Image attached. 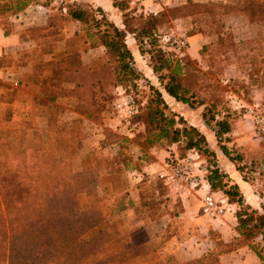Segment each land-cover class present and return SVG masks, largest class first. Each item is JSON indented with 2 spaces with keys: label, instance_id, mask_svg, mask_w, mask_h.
<instances>
[{
  "label": "trees",
  "instance_id": "trees-1",
  "mask_svg": "<svg viewBox=\"0 0 264 264\" xmlns=\"http://www.w3.org/2000/svg\"><path fill=\"white\" fill-rule=\"evenodd\" d=\"M31 1L42 6L50 2L16 0L11 5L3 3L0 9L17 12L25 9ZM64 1L61 0V3ZM111 1L123 14V26L109 19L100 5L84 9L65 2L64 7L73 21L93 24V35H98L101 46L110 57L113 63L111 71L118 84L134 83L142 77L135 67L134 56L127 42V34H132L139 50H147L150 54L151 69L164 91L190 108L203 106L201 117L214 131L219 150L233 162L242 176L245 167L244 163L241 164L243 154L226 144L234 127L229 112L225 111L218 117L221 114L217 109L219 91L213 90L208 96L211 102L207 104L205 98L199 95L201 89L198 92L194 88L195 83L183 78L186 72L184 64L179 59L173 60L160 46L156 30L169 17H204L210 26L219 28L216 42L213 43L217 50L226 57L232 53L240 61L243 58L241 46L251 41L253 36L264 34V0H238L235 3L183 0L180 3H167L159 10L146 14L137 4L132 5V0ZM92 12L99 17L91 16ZM232 15H244L257 26L250 38H235L231 26L225 21L226 17ZM50 19L49 16L47 21ZM34 27L28 28L29 31ZM198 32L205 33L201 30ZM29 35L33 37L35 34L31 32ZM144 43L149 44L150 48L143 49ZM205 44L200 46V51L204 50ZM65 59L61 56L40 63V78L37 81L41 96L39 101L48 107L49 114L44 127L29 122L24 126L25 135L32 139L33 144L12 150L7 146L8 129H0V264H79L86 255L94 257L92 264L122 263L146 251L147 239L138 238V228L112 237L115 229L113 220L109 218L108 211L102 209L99 197L90 206H84L79 200V194L83 191L79 187L81 178L94 185L105 181L112 183L113 176L112 172L104 170L108 164L93 153L81 161L79 169L73 167L71 154L79 149L81 134L76 130V121L66 116L64 102L72 97L78 112L93 116L89 106L93 104V86L98 84L100 78L98 73H92L91 64L73 65ZM149 87L152 93L145 105L147 135L144 144L153 145L163 139L169 143L183 142L180 155L187 150L203 155L207 161L204 177L209 188L220 191L229 204L237 206L234 216L239 237L230 241L218 238L214 249L184 264H218L220 255L244 246L247 239L258 234L264 239V210L258 212L245 202L238 184L218 165L216 153L209 147L205 134L183 115L168 110L162 92L153 85ZM130 125L133 131L138 121L133 120ZM134 170L142 175L146 173L139 168ZM256 254L260 258L257 264H264L261 252ZM174 258H159L152 264H176Z\"/></svg>",
  "mask_w": 264,
  "mask_h": 264
},
{
  "label": "rangeland",
  "instance_id": "rangeland-1",
  "mask_svg": "<svg viewBox=\"0 0 264 264\" xmlns=\"http://www.w3.org/2000/svg\"><path fill=\"white\" fill-rule=\"evenodd\" d=\"M15 1L0 0V6L3 3L14 4ZM43 2L46 1L37 0V3ZM65 2L66 4L78 5L84 9L97 6L94 0H65L62 3L61 0H50L46 6L31 1L25 9L17 12L11 9L6 11L0 9V25L7 26L9 23L17 21L24 24L27 34L31 32L35 34L33 37L39 41L41 47L40 62L44 61L45 58L51 60L62 56L73 65L91 64L92 73H98L97 76L100 79L98 84L93 86V104L89 106L93 116L88 117L78 112L72 97L67 98L64 102L66 108L76 111V114L69 113L67 117L76 121V130H79L81 134L80 147L71 154V162L75 169H79L81 161L93 153L104 164H108L104 170L112 172L113 181L112 183L105 181L90 185L85 178H81L79 187L83 188V191L79 194L80 202L84 206H90L95 203V198H100L99 203L102 209L108 211L109 218L113 220L115 229L112 237L138 228L140 229L138 238L143 239L146 236V230L141 227L143 225L139 222V217H147L149 221L163 219L170 223L175 216H180L185 206L193 207L207 218L201 211L202 197L200 193L181 200L157 177V172L162 169L165 162L170 161L173 155L185 156L187 153H191L202 167H207L205 157L198 153L197 156L193 150H187L185 154L180 155L183 142L169 143L163 139L153 145L144 144L147 135L145 105L152 93L150 85L157 87L162 92L168 110L173 111L167 102L168 94L151 69L150 54L147 50L140 51L132 34H127V42L134 56L135 67L142 74V77L134 83L118 84L113 71H111L113 63L110 57L101 46L98 35H93L95 27L92 23L84 24L70 19L66 14ZM59 6L61 7L59 8ZM147 12L155 11L144 13ZM93 15L99 17L96 12H92L91 16ZM116 15L120 17L117 21H115L118 19L117 16L108 15V18L116 24L118 23L117 25L123 26L122 12L117 9ZM49 16L51 19L47 21ZM33 26L35 27L32 31H29L28 28ZM218 29L210 26L208 21H205L204 17L201 16L169 17L166 22L157 27L156 36L160 46L171 55L173 60L179 59L184 64L183 69L186 72L183 74V78L187 82L195 83L194 88L198 92V89H201L199 95L205 98L207 104L211 102L208 96L213 90L214 92L219 91L217 109L221 111V114L218 117H221L225 111L229 112L236 130L235 136L243 142V151L238 147L235 148L232 144L233 134L230 135V141L226 144L235 148L236 152H242L243 162L241 164H245L242 176H245L243 180L249 183L244 189L251 194L253 192L255 200L259 203L258 207L250 206L258 212H263L264 136L256 131L244 116V112L248 103L253 101L264 102V34L253 36L251 41L241 46L243 58L238 61L232 56V53L227 54V57L223 56L217 50L216 44H213L216 42L215 36L219 32ZM199 30L205 31V33L209 32L213 37H210L203 51H200L199 46L195 54H190L188 36ZM245 33L246 31L241 32V34H237L236 31L233 32L237 40L242 36L241 39L250 38ZM169 37L170 40H168ZM172 39L185 40L186 44L182 52L174 49L171 43ZM142 48H150V45L144 43ZM104 66H106V74L104 73ZM121 91L129 94L139 107L137 115L131 119V121H138V125L133 131L130 130L132 128L131 121L126 124L115 118L114 102L118 97V92ZM198 108L202 110L203 106H196L193 109ZM32 144L33 141L25 135V130L21 135L17 134V136L7 138V146L12 150L29 147ZM216 147H218L217 143ZM149 164H152L153 167ZM135 168L142 169L146 173L139 177L131 175L130 171ZM208 190L216 198L225 199L224 194L220 191H214L210 188ZM245 202L248 203L246 199ZM118 206L120 208H117ZM144 207H146L145 210H142ZM233 208L236 210L237 206L235 205ZM233 208L231 206L226 214L216 218V220L209 218L207 220L210 223H224L228 220V214L233 212L232 215L236 221ZM210 230L212 235L209 234V237L213 242L209 248L207 247L208 250L215 248V242L219 240L218 238L223 239L221 232L214 229ZM90 235L91 233H89ZM238 237L239 235L236 234L234 239ZM244 246H248L253 251L261 252L264 258V239L261 235L258 234L247 239ZM167 256L174 257L172 253H167L159 258H166ZM93 261L92 255H86L80 259L79 264H92ZM176 261L175 259L174 262L176 263ZM205 261L208 262L209 259L206 258Z\"/></svg>",
  "mask_w": 264,
  "mask_h": 264
},
{
  "label": "crops",
  "instance_id": "crops-1",
  "mask_svg": "<svg viewBox=\"0 0 264 264\" xmlns=\"http://www.w3.org/2000/svg\"><path fill=\"white\" fill-rule=\"evenodd\" d=\"M181 1L183 0H132L131 4H137L140 9L145 11H156L167 3H180ZM193 1L206 2L209 0ZM211 1L235 3L238 0ZM94 2L100 5L111 17L117 16L118 19L115 21L120 19L116 15L117 8L113 6L111 0H94ZM225 21L237 34L246 31V36H250L256 28V25L251 24L244 15L228 16ZM25 30L24 24L17 21L9 23L7 26L0 25V129H8V137L10 138L17 136V134L21 135L28 122L34 126L44 127L49 114L48 107L40 103L39 98L41 96L38 93L37 81L40 78L38 75L41 70V47L39 41L27 34ZM234 36L236 38V35ZM209 39V33L203 32L188 36L189 53L195 54L198 47L207 43ZM45 60L48 59L45 58ZM167 97V102L173 111L183 115L189 123L195 125L205 134L209 147L216 153L220 168L226 171L232 181L238 184L246 201L253 207H258L259 203L255 200L254 193L251 194L244 189L249 183L243 180L233 162L222 154L219 147H216L214 131L205 124L201 117L200 108L194 110L169 95ZM69 113L76 114V111L67 108L66 116ZM235 133L236 130L233 127L230 134H233L232 144L235 148L238 147L243 151V142L240 138H236ZM149 166L153 167L152 164ZM207 191L209 190L207 189ZM199 193L202 194L203 191L201 190ZM138 199H140L139 196ZM231 206L232 208L235 207L234 204H230V209ZM233 209L235 210V208ZM232 213L228 214V220L224 223H210L198 210L189 206H185L180 216H175L170 223L163 219L149 221L147 217H139L138 220L143 225L141 227L146 230V251L122 263L116 262L115 264H152L167 253H172L181 264L199 257L208 250L211 242H213L209 237L210 229L221 232L224 241H230L238 234ZM259 262L260 258L255 251L248 246H241L229 253L220 255L219 264H257Z\"/></svg>",
  "mask_w": 264,
  "mask_h": 264
},
{
  "label": "built area",
  "instance_id": "built-area-1",
  "mask_svg": "<svg viewBox=\"0 0 264 264\" xmlns=\"http://www.w3.org/2000/svg\"><path fill=\"white\" fill-rule=\"evenodd\" d=\"M170 39L169 37L168 40ZM171 43L178 52H182L186 44L184 39H172ZM114 112L115 118L119 122L128 124L131 119L137 115L138 107L129 94L121 91L118 92V97L114 102ZM244 116L249 120L256 131L261 136H264V102L253 101L248 103L245 106ZM195 154H197L196 151ZM206 170V167H202L200 162L195 160L193 154L187 153L185 156L173 155L170 161L165 162L162 169L157 172V177L162 180L163 184L166 185L173 194L178 195L181 199L194 196L202 190L201 211L207 218L216 219L229 210L230 204L226 199L216 198L207 191L209 186L204 177ZM130 174L137 177L141 176V174L134 169L130 171Z\"/></svg>",
  "mask_w": 264,
  "mask_h": 264
}]
</instances>
